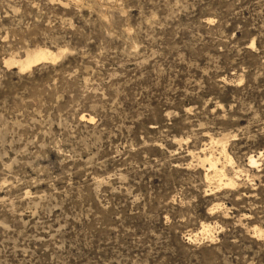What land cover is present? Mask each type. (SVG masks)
<instances>
[{
    "label": "rangeland",
    "instance_id": "374dc122",
    "mask_svg": "<svg viewBox=\"0 0 264 264\" xmlns=\"http://www.w3.org/2000/svg\"><path fill=\"white\" fill-rule=\"evenodd\" d=\"M0 264H264V0H0Z\"/></svg>",
    "mask_w": 264,
    "mask_h": 264
},
{
    "label": "bare ground",
    "instance_id": "6f19581e",
    "mask_svg": "<svg viewBox=\"0 0 264 264\" xmlns=\"http://www.w3.org/2000/svg\"><path fill=\"white\" fill-rule=\"evenodd\" d=\"M58 57V56H57ZM57 57H55V59L57 58ZM44 60H46L45 59V55H44V53H40V52H38V53H33L32 55H28L27 56V58H26V64L27 65H29V67L30 66H34V65H36V64H40L41 62H43ZM50 60H51V58H50ZM47 61V60H46ZM12 64H14V63H12ZM16 64V63H15ZM23 66V65H22ZM24 70V69H23ZM207 162H209L210 163V166L211 167H214V163L211 161V160H207ZM230 185H231V183H230Z\"/></svg>",
    "mask_w": 264,
    "mask_h": 264
}]
</instances>
